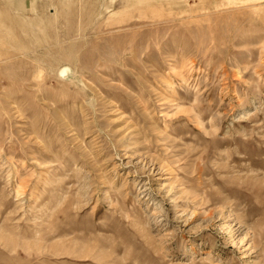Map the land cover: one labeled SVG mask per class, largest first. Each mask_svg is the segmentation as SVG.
Returning <instances> with one entry per match:
<instances>
[{"label": "rangeland", "instance_id": "rangeland-1", "mask_svg": "<svg viewBox=\"0 0 264 264\" xmlns=\"http://www.w3.org/2000/svg\"><path fill=\"white\" fill-rule=\"evenodd\" d=\"M0 264H264V0H0Z\"/></svg>", "mask_w": 264, "mask_h": 264}]
</instances>
